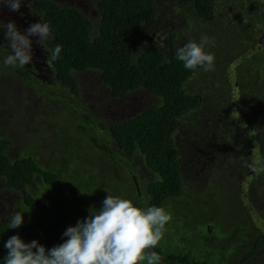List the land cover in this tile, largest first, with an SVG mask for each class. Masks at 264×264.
I'll use <instances>...</instances> for the list:
<instances>
[{
    "label": "trees",
    "instance_id": "trees-1",
    "mask_svg": "<svg viewBox=\"0 0 264 264\" xmlns=\"http://www.w3.org/2000/svg\"><path fill=\"white\" fill-rule=\"evenodd\" d=\"M181 1L184 4L194 2L195 7L205 14L212 8L211 0ZM96 4L99 17L97 28L94 29V21L91 17L77 7L63 5L56 0H30L31 14L35 17L39 16L41 21L48 23L51 28L52 36L40 42V45L49 51V59L50 51L57 45L61 46L59 58L55 61L50 59L53 71L51 83L31 78L26 68L13 69L4 65L3 56H0V66L6 67L22 81L38 83L39 86L33 85L40 93H44L41 84L56 85L59 93L57 92L55 97L66 100L74 113L84 116L83 121L90 113L80 102L83 92L80 90L79 81L75 78V73L78 71L97 70L100 81L109 89L113 98H122L137 89H144L156 95L160 101L147 106L124 121L106 124V136L103 133L101 136L97 134L96 129L100 126L96 124L83 126L81 124L83 121L75 124L85 133L91 130L94 135L88 138H72V133L64 134L65 145L56 152L57 156L61 154L62 168H68L71 163L75 167L72 171H78L81 175L85 173L81 178L64 182V185L63 177H60L56 169L58 162L54 165H44L40 157L34 153L13 158L8 153L12 144L11 138L0 137V177L4 179L7 189L19 194V202L16 205L21 207L24 216L22 226L15 229L9 228V220L13 213H9L4 221L0 222V264H4V257L7 255L4 244L12 235L19 234L25 242L36 239L46 249L63 243L67 239L62 235L66 228L70 225L74 226L80 219L87 218L91 206L99 209L102 200L108 195L107 191L113 196L132 200L142 209L159 206L164 207L166 211L171 208L179 212L183 211L182 219L190 226L194 224L192 223L194 215L198 217L199 223L209 222L208 215L223 216V213V215L219 213V209L223 207L220 200L211 199L210 204L200 203L203 195H199L203 191L214 192L218 186L224 185L223 183L211 179L204 187L193 188L195 186L193 184L190 187L191 191L185 188L182 178L181 149L185 146L186 149L190 147V150H194L192 143H202L197 142L199 136L214 138L217 135L222 141L235 143L236 147L242 145L243 147L240 148L242 154L237 152L234 157L242 175L250 169L244 166L240 157L243 156L247 162L252 161V144L262 146L257 145L259 154L252 163L260 168L264 163L261 162L264 161V71L253 85L246 87V90L242 88L247 95L241 96L239 93L241 86L238 87L235 82L242 83V79L228 76L227 68H230L229 61L233 51L227 39L232 37V34L225 30L227 27L220 24L221 20L223 21L222 16L219 17V23L212 20L208 22L210 27L204 19L196 21L197 28L203 30L202 35L217 40L218 44L215 41L214 46L206 48V51L218 58L215 60L214 70L207 71L209 76L205 78L209 80V84L193 83L191 86L193 76L204 70L200 67L195 70L185 69L183 62L176 58L179 34L171 36L169 42L171 44L167 45L168 52L155 42L137 51L140 42L138 29L156 20L154 0H96ZM227 32L229 34L223 43L224 38L220 36ZM9 54L11 49L6 50V55ZM260 59L262 58H259V62ZM222 65L226 66V72H222ZM215 68L218 71L213 74ZM222 73L228 76L227 81ZM214 89L215 91L211 92ZM80 107L84 111H81ZM68 119L72 126L71 118ZM97 122L101 123L98 120ZM59 124L65 127L63 123L59 122ZM77 140L84 143L81 149L77 148L79 151L72 144V141ZM86 140L92 143L91 148H87ZM114 144L117 150L114 149ZM203 149L197 150L199 158H204L208 150L204 147ZM138 154L143 158L146 168L156 176L145 183L140 194L130 173L133 168L132 163ZM239 154L241 155L238 156ZM103 160L108 162L107 168L100 165ZM222 167L223 172L219 175H223L226 185L232 172L227 164ZM258 186L264 202L263 188L260 183ZM63 189L70 193L66 195ZM48 201L57 204L58 207H52ZM168 202H172L173 207L166 208ZM202 205L210 207V210L205 213L200 212L199 208ZM69 210L73 215L68 219L63 213ZM260 210L264 212V206H261ZM47 214H50L51 219L44 226L43 217ZM59 221L61 225H58ZM254 223L250 215L248 219L236 223L241 229L234 230L236 225L232 224V228L229 229L232 233L226 239L212 243L211 237L206 243L220 248L223 253L227 248L234 250L230 253V257L238 264L239 259L243 260L242 264H251L248 262L252 256L251 244L247 245V242H243L244 249L240 252L239 244L236 243L234 246V242L239 241L240 233H243V239L247 235L251 236L254 232L252 229ZM256 223L258 235L262 237L257 247H261L264 245V222L260 218ZM224 229H227L226 226ZM181 240L189 241L191 246L183 249L175 248L172 243L165 247L156 246L154 250L162 257L160 264H203L193 262L192 257L196 255L193 250L197 247L195 241L183 237ZM204 264H207L205 260Z\"/></svg>",
    "mask_w": 264,
    "mask_h": 264
},
{
    "label": "rangeland",
    "instance_id": "rangeland-1",
    "mask_svg": "<svg viewBox=\"0 0 264 264\" xmlns=\"http://www.w3.org/2000/svg\"><path fill=\"white\" fill-rule=\"evenodd\" d=\"M25 1L27 2V0H24V2ZM56 1L63 5H69L81 9L82 11L87 13L94 21V29L97 28L99 9L96 4V0ZM160 4L162 7V18L160 19V21L157 23L152 22L153 25H143L137 31V35L140 40L137 51L143 50L148 45L151 38L159 43L160 36L154 35V33L158 30L166 31V38L172 32L176 34L179 31V47L186 44V42L190 39L199 42L201 36H203L201 34V31H203L202 29H199L198 32H195L194 26H192L191 30L188 31L186 23H183L182 26H179L177 24L184 21V15L177 14L175 0H160ZM22 6L23 3L21 7ZM189 13H191L190 10ZM8 15V9L6 7H3L2 10H0V24L11 21V19L8 18ZM5 31L6 29H0V56L6 58V50H9L10 48L8 46V43L4 40L3 34ZM217 33L219 34V32ZM33 38L38 40V38L36 37ZM215 41L218 44L217 40ZM32 42V45L34 44L35 46H37V42L35 40H32ZM162 47L165 52H168L167 41L164 42V45ZM214 57L215 60H217L218 57ZM217 71L218 70H216L215 68V72L213 74H216ZM263 71L264 68L261 67L260 73H262ZM44 74H48L47 70H44ZM208 76L209 75L207 74V71L197 73V76H193L194 78L192 79L191 86H193V83L195 85H197L198 83H205L206 85H208L209 80L205 78ZM49 78H52V76ZM75 78L79 81L80 90H82L83 92V98L80 102L87 107V110L90 113V115H88V118L84 119V121V116L74 113L70 105L66 103V100L64 101L55 97L59 93V88L56 85L41 84L40 86L44 93H40V91L35 89L33 85H38V83L34 82L33 84H31L22 81L21 78H19L17 75L9 72L6 67L0 66V137L11 138L12 144L8 149V153L13 158L27 153H34L36 156L40 157V160L44 165H54L58 162L56 169L59 171L60 177H63V185L64 182H70L85 175V173L81 175V173L79 172V175L78 171H72L75 167L71 163L69 164L68 168H62L63 162L60 161L61 154L57 156L56 152L60 151L61 146L65 145L66 141L64 138V134L72 133V138H88V136L94 135L91 130L88 131V133H85V131L78 128L79 125L75 124H79L82 121L83 122L81 124L83 126L88 124H96L100 126L99 129H96L97 134L101 136L103 133L106 136V124L109 125L111 123L124 121L128 117L143 110L147 106L160 101V99L156 95L149 93L144 89H137L122 98H113L110 94L109 89L100 81L99 72L97 70L83 72L78 71L75 73ZM47 81L48 83L52 82L50 81V79ZM199 90H201L200 87ZM214 91L215 89L211 92ZM51 92H53L54 94H52ZM46 94L52 95L49 96ZM204 94L207 95V93ZM67 99L68 101H71L70 98ZM208 99L212 100V98ZM80 110L84 111L82 107H80ZM68 117L71 118L72 126H70L69 124ZM258 117L260 116H257V118ZM97 120L101 121V123L103 124L97 122ZM59 122L63 123L65 127L63 125H60ZM198 138L199 140L197 142H215L213 137L209 138L206 136H199ZM86 141L88 145L87 148H91L92 143H88V140ZM223 141L226 142L225 140ZM72 144L78 151L79 149H81L80 147L84 146V143H81V140H77L75 142L72 141ZM114 149L117 150L116 144H114ZM181 153L183 162L182 172L185 188L190 190V187H192L193 184H198V186L203 185V183L207 179L202 183L194 182V180H198V176L193 169L192 163L194 161L193 156L195 157V154L198 152L195 150H190V147L186 149L185 146H182ZM69 154H71V152H69ZM135 157L136 159L133 161L132 165L134 166L137 175H150L154 179L156 177L155 174L151 170L146 168L141 155L138 154ZM100 165L105 166L106 168L109 166L108 162H106L105 160H103ZM55 190H57V188H55ZM64 192L66 195L70 193L69 191L65 190ZM201 194L204 195V192L199 193L200 196H202ZM217 195L223 196V194L219 192L217 193ZM211 198L212 197L210 195H208L207 197L202 196V199H200V203L210 204ZM18 200L19 194L13 190L7 189L4 179L0 177V222L4 221V218L9 213H14L16 211L21 212V207L19 205H16L19 202ZM48 202L52 207H58L57 204H52L50 201ZM223 203L229 206V198L224 197ZM244 203L247 204L246 201ZM173 205L174 204L172 202H168L165 207L171 208L173 207ZM259 206H264V202H261ZM227 208L228 207H226L225 209ZM167 212L171 215V220L166 224L163 238L157 246L165 247L169 243H172L171 245H173L177 249H183L191 246L189 241L181 240V238L183 237L186 240L195 241L197 247H195L193 251L196 254V259L205 260L207 264H238L235 259H232V261L230 262L219 261L218 258L223 252L222 250H220V248H216L213 245L210 246L206 243V236L209 237V235H207L204 223H199L198 217L196 215L192 216V223L194 224L193 226H190L185 222L184 219H182L183 211L179 212V210H173V208H171L168 209ZM223 214V216H220L221 221L214 218L216 217V215H214V217L213 214L208 215V221L209 223H211V225H213L210 236L216 237L219 240H222L223 235L225 234L224 227L226 226V233L228 235L229 229L232 228V224L236 222V220L229 218V214L231 213L224 212ZM63 215L65 218L69 219L73 214L70 213L69 210V212L63 213ZM237 218L238 221H242L244 217L242 216L240 218ZM50 219V214H47L46 216L44 215L43 225L46 226ZM234 219L236 218L234 217ZM58 225H61V221H59ZM199 236H205V239L199 238ZM212 243H214L213 240ZM228 251H230L229 248L224 249V253H227ZM202 255H205L207 257L203 258ZM145 262L146 260L142 261V264H146ZM239 264L242 263L239 262Z\"/></svg>",
    "mask_w": 264,
    "mask_h": 264
},
{
    "label": "flooded vegetation",
    "instance_id": "flooded-vegetation-1",
    "mask_svg": "<svg viewBox=\"0 0 264 264\" xmlns=\"http://www.w3.org/2000/svg\"><path fill=\"white\" fill-rule=\"evenodd\" d=\"M212 8L210 9L209 13H204L201 10H199L198 7H195L194 2L184 4L181 0H175V6L177 7L176 12L178 15H184V21L182 23H177L179 26H182L183 23L187 24V30L190 31L191 27L194 26V31L198 32L199 28H197L196 21H207L208 27L211 25L208 23L211 20L215 21L216 23H219V17H223V21L221 20V25L223 27H227V31H229L230 34H232V37L228 38L227 41L232 46L233 55L231 56V59L229 62L230 68L228 67V76L231 75L233 78H241V82H235V84L239 87L241 86V89L239 87V93H241V96H245L246 87H249L255 83L258 79H260V68H264V0H211ZM154 4L156 6L157 11V17L154 21L155 23L159 22L162 18V7L160 4V0H154ZM180 8V9H179ZM189 10L191 13H189ZM8 18L11 19V21H14L20 31H24L30 23L39 22L41 18L35 17L30 12V0H27V2H23V6L20 8L19 12H10L8 10ZM17 20V21H16ZM154 23V24H155ZM176 23V22H175ZM146 25H153V23H149ZM159 29V28H158ZM230 29V30H228ZM221 32V30L219 31ZM222 34L220 37H223V43L225 42V39L227 35L229 34ZM175 33L172 32L167 38H166V31L158 30L154 33L155 36H160V42H156L153 40V38L150 39L149 43L155 42L160 47L164 45V42L167 41L168 43L171 41V36ZM179 34V31L178 33ZM38 38V37H36ZM33 41L35 40L37 42V39L31 37ZM165 40V41H164ZM148 43V44H149ZM171 43H169L170 45ZM32 51H33V61L31 64L26 65L24 68L27 69V73L31 78L38 79L40 81L48 82L47 80L51 78L52 76V67L50 64L49 59V51L43 48V46L40 45V43H37V46L34 44L32 45ZM260 62H259V58ZM222 72H226V66L222 65ZM44 70H47L48 74H44ZM224 76V74L222 73ZM228 76H224L223 78L227 81ZM243 88V89H242ZM234 113V112H232ZM224 139V137H222ZM215 142H209V143H192V147L195 151L204 150V148H207L208 150L205 153L204 158H199V154H195V158L193 161V169L195 173L198 176V180H194L196 183H202L204 180H206L203 185H195L193 188L196 187H204L208 183L209 180L213 181H220L224 185L218 186L215 191H211L209 193L204 192V197H207L210 195L214 200H220L223 204V207H221L220 214L224 212H229V218H232L233 220H236L234 223L236 225V229H241L236 223H239L237 217H244L243 219H248V217L251 215L253 217V220L255 223L252 225V229L254 230L253 234L247 235L243 239V233H240L241 238H238V242H234V246L236 243L239 244L238 250L242 252L243 248V242H247V245L252 246V249L250 250L252 253V256L250 259H248V262L251 264H264V245L261 247H257V244L261 241L262 237L261 235H258V226H257V219H262L264 222V212L260 210L259 203L263 202L262 193H259V186L258 183H260L261 188H263L264 192V163H262V168H260L257 164H254L255 171H252L251 169L244 175H242L239 171L240 168L235 164L236 160L234 157L236 156L237 152H241L240 149L243 147L242 145H239V147H236L237 145L223 142L220 136L214 137ZM178 145L180 143L178 142ZM256 145V146H255ZM262 147L259 144H252L251 150L253 151L251 153V162L248 161V163L255 162V156L259 153L257 151L259 150V147ZM181 146V145H180ZM231 151V152H230ZM225 154V155H224ZM239 154L238 156H240ZM233 158H228L232 157ZM248 156V155H247ZM264 162V161H261ZM227 164V166L230 167L232 176L231 178L226 182L223 180V175H219V173L223 172V165ZM182 167V164H181ZM183 169V168H182ZM132 176V181L134 185L137 187L138 190H140L139 194L142 192V188L145 187V183L153 179L150 175H141L138 176L135 168H131L130 171ZM182 178H183V172H182ZM184 180V178H183ZM201 192V193H203ZM223 194V196L217 195V193ZM224 197L229 198V206L225 205L223 203ZM253 200L255 202H253ZM257 200V201H256ZM247 202L245 204L244 202ZM243 204L245 207H243ZM253 206V209H252ZM226 207H229L225 209ZM245 209V211H244ZM200 212L205 213L210 210V207L205 205H202L199 208ZM223 215V214H222ZM214 217V215H213ZM234 217L236 219H234ZM221 221L220 217H214ZM241 220V219H239ZM252 220V219H251ZM215 225V224H214ZM205 230L207 231L206 236L207 239H210L211 236V230L213 229V225L211 223L206 222L204 223ZM225 230V229H224ZM233 230V231H234ZM232 231L229 230V234L227 235L226 230L225 234L223 235V239H226L231 235ZM264 235V234H263ZM205 236H199V238L205 239ZM213 241L217 242L220 241L216 237H212ZM206 239V240H207ZM222 239V240H223ZM244 240V241H243ZM210 243V242H209ZM211 244V243H210ZM253 244V245H252ZM234 252V250H230L227 253H223L222 256H220L219 261H232L230 257V253ZM247 253V252H246ZM240 254V253H239ZM221 255V254H220ZM247 255V254H246ZM202 257H204L202 255ZM207 257V256H206ZM205 257V258H206ZM241 258V257H240ZM193 262H202L204 263V260L202 259H196V255L192 257ZM222 259V261H221ZM237 259V258H236ZM236 261V260H235ZM237 262V261H236ZM239 262L243 263V260L239 259Z\"/></svg>",
    "mask_w": 264,
    "mask_h": 264
},
{
    "label": "clouds",
    "instance_id": "clouds-1",
    "mask_svg": "<svg viewBox=\"0 0 264 264\" xmlns=\"http://www.w3.org/2000/svg\"><path fill=\"white\" fill-rule=\"evenodd\" d=\"M23 2L0 0V10L6 7L10 12H19ZM0 29H6L3 35L11 49L3 63L13 69L32 63L31 37H38L37 43H40L52 36L49 24L41 20L30 23L23 32L14 21L0 24ZM214 43V38L207 35L201 36L199 42L189 40L177 49L176 58L183 62L185 69L200 67L213 71L215 57L206 48ZM60 53L61 46L57 45L50 51V59L57 60ZM240 160L245 167L256 170L254 163H248L243 156ZM107 193L99 209L91 206L87 218L63 232L67 239L50 249L36 239L25 242L19 234L9 237L4 244L7 249L4 264H140L145 260L147 264H160L162 257L154 249L163 238L171 215L164 207L142 209L130 199ZM23 222V214L16 211L10 217L9 228H18Z\"/></svg>",
    "mask_w": 264,
    "mask_h": 264
},
{
    "label": "water",
    "instance_id": "water-1",
    "mask_svg": "<svg viewBox=\"0 0 264 264\" xmlns=\"http://www.w3.org/2000/svg\"><path fill=\"white\" fill-rule=\"evenodd\" d=\"M139 189V188H138Z\"/></svg>",
    "mask_w": 264,
    "mask_h": 264
}]
</instances>
